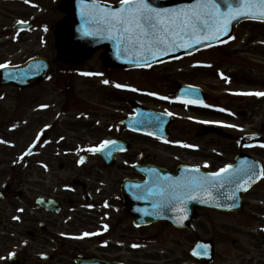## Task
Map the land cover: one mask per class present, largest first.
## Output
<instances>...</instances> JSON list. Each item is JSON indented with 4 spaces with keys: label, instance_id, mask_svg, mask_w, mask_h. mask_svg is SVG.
Returning a JSON list of instances; mask_svg holds the SVG:
<instances>
[{
    "label": "flooded vegetation",
    "instance_id": "af4514ba",
    "mask_svg": "<svg viewBox=\"0 0 264 264\" xmlns=\"http://www.w3.org/2000/svg\"><path fill=\"white\" fill-rule=\"evenodd\" d=\"M62 12V0H0V19L13 21L12 29L0 30V65H7L12 74L10 82L0 86V141H4L0 143V264H78L81 259L88 264H173L167 257H156L165 252L151 251L148 242L154 234L148 230L162 225L175 233L185 229H175L164 220L138 225L126 204L140 202L133 199L131 186L146 182L147 173L156 172V167L174 172L183 165L217 172L232 165L239 153L255 150L233 131L236 118L225 109L234 107L220 97L221 66L188 63L198 69V81L184 82L200 88L199 99L171 103L153 96L148 100V90L137 88L135 77L172 63L126 69L102 60L108 47L80 60L69 57L55 29ZM21 21L29 26L15 29ZM28 63H32L28 72H14ZM77 79L88 84L87 93L94 92L97 102L85 97L87 93L83 98L77 93ZM223 82L226 89L232 88L226 78ZM165 87L174 98L177 83ZM132 102L171 113L168 142L123 123L136 114ZM254 114L245 110L240 116ZM214 126L231 133L232 139L215 133ZM182 132L199 141L196 151L182 146L188 145V139L175 137ZM105 140H117L127 151L115 158L88 151ZM221 140L230 142L223 151L233 157L224 160L220 150L218 156L208 151L206 142L219 149L216 143ZM221 213L246 216L245 211L200 208L196 219L202 217L203 226L211 229ZM258 229L264 237V224ZM223 232L225 241L239 252L234 254L228 246L225 252L219 249L217 234L202 235L214 242V254L209 262L195 263L264 264L263 248L249 256L252 250L241 247L228 227ZM261 241L264 245V238Z\"/></svg>",
    "mask_w": 264,
    "mask_h": 264
},
{
    "label": "rangeland",
    "instance_id": "374dc122",
    "mask_svg": "<svg viewBox=\"0 0 264 264\" xmlns=\"http://www.w3.org/2000/svg\"><path fill=\"white\" fill-rule=\"evenodd\" d=\"M104 1L109 2L119 0ZM65 15L64 12L61 13V17H65ZM13 20H16V18L14 17ZM12 24L13 21L0 19V30L3 28L12 29ZM236 32L237 41L233 44H228L220 50L212 49L203 53L201 52L202 54L198 53L187 60H182L180 63L162 66L161 69L153 70L147 75L136 76L135 80L136 84L139 85L137 88L161 93L162 97H166L168 101L174 102V99L167 96L169 89L165 86H172L175 85V83L184 81H198L199 71L198 69H194L192 65L189 66V61L203 60L215 64L217 63L224 69L228 70V72H230L229 75H232L231 78H233L232 81L227 80L230 87H232L229 89H226L227 86L223 81H218L222 102L225 105H232L234 107V117L236 118L235 124L237 126L233 131L240 136H245L246 139H244V141L249 140L248 136L252 135V137H250L252 138L251 142L257 143L258 146L251 152L264 162V150L260 148L262 147L260 146L261 142L255 141L254 139V135L264 138V130L261 128L262 125H264V96L253 95L251 98L249 95H247L248 98H242L241 96L243 93L263 92L261 90L264 88V23L242 21L237 25ZM229 75L227 77L231 79ZM77 82V93L83 98L87 93L88 84H85L86 82L82 79H77ZM102 90L104 91L106 89ZM151 94H149V96H151ZM227 94H232L235 97L230 95V98ZM105 95L108 94L105 93ZM158 95L160 96V94ZM85 97L90 98L93 102H97V98L92 91H89ZM126 97L127 96H125V98ZM152 99V96L148 98V100ZM249 102L251 105H248L250 104ZM126 106L129 108L128 105ZM239 110H253L255 114L245 118L240 115L238 116ZM240 121L244 124H241ZM175 137L188 139V144H190L191 147L198 148L199 141L187 137L185 133H175ZM216 144H220L219 149L216 145H208L206 142V146H208V151L211 155L215 154L218 156L216 153L218 150H221L223 156H220V158L226 160L228 157H233V154H227L226 151H223V148L229 149L230 142L228 140H221V142L217 141ZM162 155L166 156L164 154ZM206 165L208 166V164ZM246 201V216L223 213L218 214L214 217L216 224L210 225L212 227L211 229H207L203 226L201 223L203 219L201 217L196 220L194 227L179 233L169 231L170 229L165 228L163 225L156 226L148 230L154 234L152 240L148 243L160 253L165 252V254L162 255L157 254V258L167 257L173 264H185L187 261L192 260L189 255V249L191 248L194 236L197 235L212 236L213 234H217L216 242L219 249H223L222 251L225 252V247L228 246L231 248V252L237 254L239 251H237L236 248H233L232 244H230L231 242L225 241L223 236L224 228L228 227L229 234L242 244L241 247H246L247 250L250 248L252 252L249 256H253L258 251V247L264 249V245H261V240L264 237L262 236L261 229H258L259 225L264 224V214H260L261 212L264 213V180L261 181L250 193L246 194ZM250 222H253L254 225H250ZM258 264H261V262H258Z\"/></svg>",
    "mask_w": 264,
    "mask_h": 264
},
{
    "label": "snow or ice",
    "instance_id": "6c2138e0",
    "mask_svg": "<svg viewBox=\"0 0 264 264\" xmlns=\"http://www.w3.org/2000/svg\"><path fill=\"white\" fill-rule=\"evenodd\" d=\"M25 3H28V0H25ZM253 7L251 0H247L242 8L232 10L230 7L228 16L222 19L216 0H207V2L198 4L192 9H158L150 7L148 0H120V7L116 10H110L106 6L102 7L93 0L90 5L82 6L81 15L89 17V20L97 25L96 33L107 32L110 39H115L119 43H125L133 47L138 46L141 51L150 52L155 57L158 51H168L180 46L190 47L192 43H201L206 39L219 38L220 34L227 31L230 20L237 15L255 16L256 13L254 12L245 13L244 11V9H252ZM259 8V16L264 17V0H259ZM205 28L208 29V32L206 35H202L201 33ZM96 33L86 31L85 35ZM185 37H191L192 39L184 42ZM6 67L7 65H0V68ZM85 75H89V73H85ZM103 83L108 84L109 81L105 80ZM115 86L117 88L122 87L119 84ZM132 90L135 91V89ZM243 94L264 96V92ZM160 98L166 99V97ZM186 103H191V101ZM203 106L208 107L207 105ZM219 111H224V109H219ZM0 143H4V141H0ZM115 143V141L105 140L96 149H88V151L101 152ZM182 146L189 147V145ZM261 146L264 147V145ZM83 162V159H81L80 163ZM205 166L207 167V165ZM231 168L232 166L228 165L220 169L219 172L212 173L211 176L221 178L222 174L229 173ZM254 168L255 165H250L248 169H242L241 171L248 175ZM193 171H198V169H193ZM261 174L264 175V170ZM251 178V175H249V179ZM192 183L196 187L204 188L211 181H208L207 178L201 180L194 177ZM204 202L207 203L208 201ZM84 235L87 236L88 233ZM133 247H136V245H133ZM192 254L197 255L195 251Z\"/></svg>",
    "mask_w": 264,
    "mask_h": 264
},
{
    "label": "water",
    "instance_id": "95a60500",
    "mask_svg": "<svg viewBox=\"0 0 264 264\" xmlns=\"http://www.w3.org/2000/svg\"><path fill=\"white\" fill-rule=\"evenodd\" d=\"M201 1L203 0H149V3L154 7L165 6L168 9H192L198 4L203 3ZM92 2V0L66 1L65 5L69 12V16L61 23L60 30L63 31L62 45L68 49L69 52H72L73 50V54H88L91 50L89 49L90 47L95 48L96 46L100 45V43L96 42L94 39H89L88 36L91 35H85L86 31L90 32L89 24L91 21L89 20V17L81 15L82 6L86 4L90 5ZM245 2H247V0H216V3L219 5V13L221 14L222 19L228 16L230 7L232 10L242 8ZM251 3L254 5V7L252 9H244L245 13L260 10L259 0H251ZM98 4H100L102 7L106 6L102 3ZM242 17L243 15H237L234 19H231L228 23L227 30L230 28V25L233 26L232 24H234L235 20ZM203 32L207 33L208 29L205 28ZM203 32L201 34H203ZM222 37L223 35L220 34L219 38ZM126 54L127 53H125V55ZM163 118L164 117L161 115H156L147 111H140L139 119L135 125L137 128H142L143 130L149 132H158L162 134L166 125V121H164ZM227 175L229 174L226 173V176ZM252 176L253 175H251V177ZM257 179H253V177L249 179V176H245L239 179L231 180L227 183L224 181L223 183H220V188H217L216 185H214L205 189L199 188L198 190H194L192 195L191 192L185 193L183 198L180 199L181 201L176 204L174 203L171 210L163 211V213L170 216L167 218L172 219L174 222H181V216L186 214L189 217V220L187 221L188 224L191 218L194 217L195 208L200 205L240 211L243 205L241 199L242 192L246 191L250 186H252ZM212 182L216 184V180H212ZM196 188L197 187L195 185H190L188 191ZM204 201L208 202L205 203ZM160 212L161 211H158L156 214ZM156 217H159V215H154L152 212L146 214V218H150V220L156 219Z\"/></svg>",
    "mask_w": 264,
    "mask_h": 264
}]
</instances>
